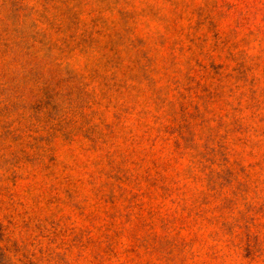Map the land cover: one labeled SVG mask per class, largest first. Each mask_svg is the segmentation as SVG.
Returning a JSON list of instances; mask_svg holds the SVG:
<instances>
[{
  "label": "rangeland",
  "instance_id": "1",
  "mask_svg": "<svg viewBox=\"0 0 264 264\" xmlns=\"http://www.w3.org/2000/svg\"><path fill=\"white\" fill-rule=\"evenodd\" d=\"M0 264H264V0H0Z\"/></svg>",
  "mask_w": 264,
  "mask_h": 264
}]
</instances>
